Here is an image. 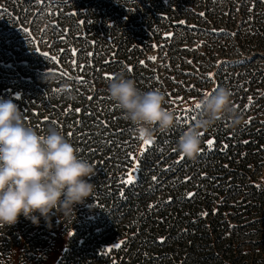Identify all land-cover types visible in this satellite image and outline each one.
I'll use <instances>...</instances> for the list:
<instances>
[{
  "label": "rangeland",
  "instance_id": "374dc122",
  "mask_svg": "<svg viewBox=\"0 0 264 264\" xmlns=\"http://www.w3.org/2000/svg\"><path fill=\"white\" fill-rule=\"evenodd\" d=\"M159 14L165 19L160 20ZM141 22L151 29V41L138 38L126 51L123 36L133 32L129 26H140ZM106 31L116 34L118 47L112 48L113 42L98 36ZM112 49L117 52L115 58L108 57ZM128 68L134 71L135 78L148 68L154 76L150 78L148 74L149 82L171 87L175 95L169 97L165 106L175 113V124L165 131L153 125L147 137L137 126L128 131L126 139L104 140L105 148L96 160H103L105 169L111 162L127 160L126 177L116 179L117 187L126 191L147 185L154 190L152 197L164 207L163 190L188 189L202 182L204 187L196 195L202 194L206 207L209 202L205 199L212 196L211 217L217 220L224 209L226 222L211 230L208 240L201 237L193 242L211 247L231 244L237 249V260L244 258L241 264H264L263 255L259 254L264 252V214L252 217L245 211L264 197V0H0V96L15 99L29 125L52 127L58 119V107L71 102L66 98L69 92L77 96L76 100L90 93L91 97L102 98L104 104L115 103L104 84L108 87L119 71L127 74ZM209 72L214 77H209ZM220 84L232 87L233 103L244 121L256 128L255 133L247 127L233 135H223L215 126L225 116L202 132V155L196 161L203 163L229 153L234 158L242 152L254 163L246 175L230 170L223 178L205 171L200 178L189 180L185 173L190 164L167 163V159L174 158L178 150L172 145L174 141L201 114L202 109H196L195 103L203 95L214 93ZM82 104L79 114L88 119L85 103ZM72 115L68 108L62 121L69 122ZM108 115L117 121L126 120L119 106ZM67 125L77 127L73 122ZM257 133L261 136L258 139ZM209 138L215 140L212 147L205 143ZM144 139L153 143L144 146ZM256 142H260L257 149ZM78 155L89 161L95 158L90 152ZM129 174L133 176L131 184L127 182ZM101 197L107 200V196ZM113 208L121 224L130 223L132 213L125 212L124 205ZM209 212L210 209L201 210L207 215ZM50 224L54 229L40 251L27 250L23 239L16 244L1 236L0 244H7L9 249L0 252V264H60L67 252L70 256L77 253V246H83L85 232L91 225L101 228L97 235L101 244L97 254L88 253L85 264H102L123 256L128 236L123 235L121 225L114 227L105 219H94L80 228L68 227L63 217ZM6 226H0V235L5 228L22 234L20 219ZM168 236L149 239L148 243L182 248L192 241L174 234Z\"/></svg>",
  "mask_w": 264,
  "mask_h": 264
},
{
  "label": "trees",
  "instance_id": "16d2710c",
  "mask_svg": "<svg viewBox=\"0 0 264 264\" xmlns=\"http://www.w3.org/2000/svg\"><path fill=\"white\" fill-rule=\"evenodd\" d=\"M160 15V14H159ZM157 19V17H154ZM160 20L165 19L164 16L160 15ZM159 23L158 21H155ZM133 27V32H127L123 36V42L125 43V50L130 51L129 47L133 45V41L149 39L151 41V29L145 27V24L141 22L140 26L131 25L129 28ZM98 36L108 39L110 42H113L112 48L115 46L118 47V39L115 33L102 32L98 33ZM118 51V50H117ZM108 55L109 58H115V50L112 49ZM108 60V59H107ZM105 62V61H104ZM128 68L127 74H130L137 82V86L141 89L149 90L151 88H160L166 93V101H170L169 97L175 95L169 86L157 85L156 83H151L148 81V78H152L153 71L146 68L144 72L141 73L140 78L134 77V71ZM93 69L90 71L92 73ZM257 73V71L255 72ZM148 74L151 76L148 77ZM102 83L98 84L100 86ZM108 85V84H107ZM96 86V84L94 85ZM105 91H107V86L104 84ZM221 86L229 87L227 85L220 84L217 89ZM168 93H171L169 96ZM79 101V102H78ZM82 102H84L85 111L88 112L89 117L85 119L83 116H80L79 112L82 108ZM169 103V102H168ZM118 104L115 102L113 104H104L102 98L91 97L90 93L85 94L82 100H75L67 102L58 107L57 117L58 119L52 125V127L62 131L65 136L70 140V142L79 149L80 154L87 152L94 153L95 158L92 162L96 165V174L93 175L90 179L94 182V192L92 196L86 198L84 203H77L72 210L71 216L66 220L68 222V227H82L87 225V223L96 220L105 219L106 224H111L114 227H119L121 225L124 234L128 236V240L122 249L123 256L119 258H111L102 264H239L244 263L240 261L244 258L242 257L237 260L235 253L237 249L234 248V245L230 246L222 244L220 246H207V243L196 245L193 240L201 237L206 239L210 237L211 230L219 229L223 223L226 221L224 217V209H221V216L217 220L211 217L213 216L214 205L211 202L210 198L207 197L205 200L209 202L207 207L205 202L202 201V194L197 196L196 193L203 189L204 185L202 182L195 183L190 186L188 189H177L172 193L164 197L161 201L166 203V207L159 204L156 200H153L152 197V188H149L147 185L144 187L136 186L133 189L126 191L123 194L120 190L121 187H117L116 179L119 177H126L125 171L128 169L129 162L127 160H121L117 162H111L108 168H104L103 160H96L98 153L102 152L105 148L104 140H122L126 139L128 131L132 129H137V125L132 124L127 119L123 122L117 121L116 117L108 115L110 112L117 108ZM71 109L73 112L72 118L69 119V122L64 123L62 121V116L64 115L67 109ZM80 109V111H76ZM123 114V112H122ZM227 117V116H226ZM243 121L240 125L233 126L230 122V119L227 117L225 120L220 122L215 126V129L221 131L223 135L234 134L237 131L249 127L253 133H255V127L252 128L247 121ZM39 121H42V117L39 118ZM74 123L77 125L75 129H72V126L67 125V123ZM42 123V122H41ZM43 124V123H42ZM258 125V124H257ZM36 129L41 133L47 132L46 127L41 124H37ZM255 138H260L261 136L257 133ZM178 140L174 141L172 144L173 147L177 148ZM233 143H230V146ZM246 144L251 145L252 142H246ZM242 145H244L242 143ZM253 145V144H252ZM255 149H257L260 142H256ZM198 155H202L201 152ZM235 155V154H234ZM82 157V156H81ZM198 157V156H196ZM195 158H189L185 156L182 152L177 150L175 152L174 158L167 159V163L180 164L182 166H187L190 164V167L187 168L188 171L186 176L188 179L192 180L195 177L200 178V173L209 172L216 173L217 176L225 178L228 172L239 171L241 176L246 175L247 171L253 165L254 161L248 158L247 156L237 153V155L232 158L230 153L223 158H209L203 163H198ZM205 158V157H203ZM248 158V159H246ZM121 175H120V174ZM185 176H182L181 180L183 181ZM146 182V180H144ZM240 186V184H237ZM245 185V182H244ZM178 186V185H177ZM127 192V193H126ZM193 193L192 196H189L188 193ZM198 194V195H199ZM101 196H107V200L102 199ZM205 198V194L203 195ZM193 197L195 199H193ZM124 205L125 212L130 211L131 219L130 223L121 224L119 222V217L114 211V206ZM159 204V206H157ZM89 205V206H87ZM90 207V208H89ZM248 209L245 211L251 213L252 217H258L264 214V197L261 202L253 203L251 208L247 206ZM240 208L243 210V204H240ZM123 209V208H122ZM209 210V215H202L201 210ZM90 211H94V214L90 215ZM58 217H62L60 213L53 211L51 216V221L54 222ZM22 229L14 232H10L5 228V231H1V236H4L8 241H13L18 244L22 239L25 240V248L31 251H40L47 245L53 231V227L50 222L46 221L43 217L40 219L39 224H34L30 219L25 218L23 215L19 217ZM259 220V219H257ZM261 222V221H259ZM258 223V221L256 222ZM264 224V223H263ZM259 225V224H256ZM7 227V226H6ZM4 230V229H3ZM101 228H95L91 225L85 232L83 238V246H77L74 253L67 254L62 258L60 264H85L87 261V255H91L94 252L98 253V246L101 244L97 242V235L100 233ZM20 236H19V234ZM174 234L180 236L181 238H188L191 243H188L185 247H164L157 244H149V239L159 240L164 235ZM18 237V238H17ZM14 239V240H11ZM8 242V244L10 243ZM92 242L93 246L90 245ZM87 243V244H86ZM90 247V248H89ZM218 248V250H217ZM9 247L7 244H0V252L7 251ZM85 249V251L83 250ZM88 250H90L88 252ZM94 251V252H92ZM224 253L221 255V253ZM89 253V254H88ZM259 254L264 259V252L261 251ZM68 255V256H67ZM113 259V261H112ZM262 259V260H263Z\"/></svg>",
  "mask_w": 264,
  "mask_h": 264
},
{
  "label": "clouds",
  "instance_id": "9594fccd",
  "mask_svg": "<svg viewBox=\"0 0 264 264\" xmlns=\"http://www.w3.org/2000/svg\"><path fill=\"white\" fill-rule=\"evenodd\" d=\"M107 92L146 137L153 125L165 131L175 124V113L165 106V91L140 89L124 70L108 82ZM66 98L75 101L77 96L69 92ZM199 103L201 114L177 142L178 150L189 158L201 152V133L217 120L227 116L233 126L243 121L229 87L203 95ZM78 153L62 131L50 127L41 133L26 122L15 99L0 96V226L17 223L21 215L34 224H39L41 217L50 222L53 210L67 220L74 206L94 192L90 178L96 174V165Z\"/></svg>",
  "mask_w": 264,
  "mask_h": 264
},
{
  "label": "snow or ice",
  "instance_id": "6c2138e0",
  "mask_svg": "<svg viewBox=\"0 0 264 264\" xmlns=\"http://www.w3.org/2000/svg\"><path fill=\"white\" fill-rule=\"evenodd\" d=\"M151 59H156V57H151ZM129 70H131V68H130ZM207 75H208L209 77H214L215 74L212 73V72H209ZM157 79H159V78L157 77ZM208 94H210V93H208ZM168 95L170 96L171 93H168ZM176 99H178V100H183V97H177ZM190 99H192V100H196L195 97H191ZM171 102L174 103L175 100H173V101H171ZM195 108H196V109H200V108H201V105H200L199 102H196V103H195ZM76 111H80V109H76ZM185 111H187V109H186ZM45 119H47V118H45ZM178 119H183V117H178ZM193 119H194V117H193ZM250 119H251V118H250ZM201 135L203 136L204 133H201ZM152 143H153V140H151V139H144V140H143V145H144V146L151 145ZM205 143H206L209 147H212V146L215 144V140L212 139V138H209V139H207V140L205 141ZM133 159H136V157H135L134 155H133ZM154 179H155V177H154ZM127 182H128L129 184H131V183L133 182V176H132V174H129V175H128ZM188 195H189V196H192L193 193L189 192ZM202 215H207V213H202ZM161 239H163V238H161ZM117 246H119V245H117Z\"/></svg>",
  "mask_w": 264,
  "mask_h": 264
},
{
  "label": "built area",
  "instance_id": "2783aa9c",
  "mask_svg": "<svg viewBox=\"0 0 264 264\" xmlns=\"http://www.w3.org/2000/svg\"><path fill=\"white\" fill-rule=\"evenodd\" d=\"M152 193H154V190L152 191ZM170 193H172L170 190H168V192H166V190H163V195L164 197H166L167 195H169ZM153 195V194H152ZM153 200H156L155 198H153ZM160 204V203H159ZM159 204H157V206H159ZM169 237V236H168ZM160 239V238H159ZM208 240V238H207ZM220 246V245H219ZM170 247V246H169Z\"/></svg>",
  "mask_w": 264,
  "mask_h": 264
}]
</instances>
